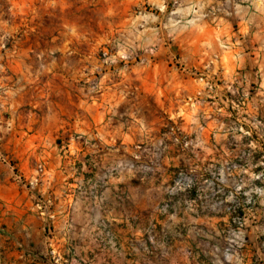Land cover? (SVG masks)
I'll use <instances>...</instances> for the list:
<instances>
[{
    "label": "crops",
    "instance_id": "1",
    "mask_svg": "<svg viewBox=\"0 0 264 264\" xmlns=\"http://www.w3.org/2000/svg\"><path fill=\"white\" fill-rule=\"evenodd\" d=\"M177 3L193 22L179 60L141 68L133 92L124 77L96 97L75 92V44L48 41L43 77L2 85L0 227L15 264H264V0ZM161 108L182 115V149L129 171L156 157ZM181 162L183 190L169 197ZM241 217L246 244L226 256L223 229Z\"/></svg>",
    "mask_w": 264,
    "mask_h": 264
},
{
    "label": "rangeland",
    "instance_id": "2",
    "mask_svg": "<svg viewBox=\"0 0 264 264\" xmlns=\"http://www.w3.org/2000/svg\"><path fill=\"white\" fill-rule=\"evenodd\" d=\"M177 2L0 0V91L4 88L2 85L15 75L43 77L45 73L39 61L44 58L41 51L48 41L53 45L75 44V92L80 90L96 97L109 85L107 77L127 78L128 91L133 92L135 76L141 68L159 60L168 61L169 51L176 53L175 59L179 60L178 47L188 38L186 33L193 22ZM18 45H26L30 50L22 53L15 47ZM59 56L60 52L49 54L52 60ZM21 60L31 61V65L16 69L15 63ZM152 118L154 123L158 119L160 125L156 157L147 164L132 159L127 165L129 171L158 168L168 144L182 149V115L170 116L161 108L158 117L154 113ZM147 119L150 121L151 117ZM174 172L175 179L167 186L169 197L183 190L182 162L176 164ZM202 182L203 188L210 191L214 188V193L220 191L215 187V179ZM217 182L221 184L219 178ZM166 208L164 202L161 209L165 211ZM227 231L224 228L222 235L225 236ZM9 239L7 229L0 227V264H15L14 256H9L15 253Z\"/></svg>",
    "mask_w": 264,
    "mask_h": 264
},
{
    "label": "built area",
    "instance_id": "3",
    "mask_svg": "<svg viewBox=\"0 0 264 264\" xmlns=\"http://www.w3.org/2000/svg\"><path fill=\"white\" fill-rule=\"evenodd\" d=\"M198 75V74H197ZM199 81L203 80L202 76H197ZM260 166L264 167V157L261 161ZM230 168H236V165L231 166ZM262 178V174H257L255 179L259 180ZM240 189V188H239ZM263 190L257 189L256 194L262 193ZM251 203V202H249ZM234 228L228 230L226 235L228 236L226 248L224 249V253L226 256H230L232 252H236V254L242 250L246 244V220L245 218H236L234 221Z\"/></svg>",
    "mask_w": 264,
    "mask_h": 264
}]
</instances>
